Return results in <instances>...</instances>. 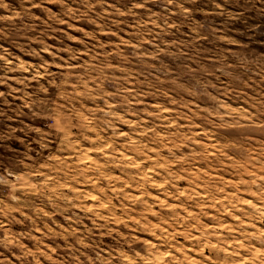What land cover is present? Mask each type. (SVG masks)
Segmentation results:
<instances>
[{
  "label": "rangeland",
  "instance_id": "374dc122",
  "mask_svg": "<svg viewBox=\"0 0 264 264\" xmlns=\"http://www.w3.org/2000/svg\"><path fill=\"white\" fill-rule=\"evenodd\" d=\"M0 264H264V0H0Z\"/></svg>",
  "mask_w": 264,
  "mask_h": 264
}]
</instances>
